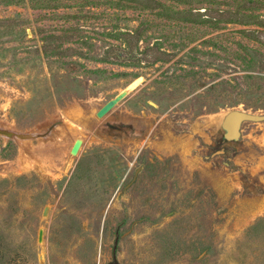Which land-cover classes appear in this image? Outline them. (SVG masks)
Returning a JSON list of instances; mask_svg holds the SVG:
<instances>
[{"label":"rangeland","instance_id":"obj_1","mask_svg":"<svg viewBox=\"0 0 264 264\" xmlns=\"http://www.w3.org/2000/svg\"><path fill=\"white\" fill-rule=\"evenodd\" d=\"M0 264H264V0H0Z\"/></svg>","mask_w":264,"mask_h":264},{"label":"water","instance_id":"obj_2","mask_svg":"<svg viewBox=\"0 0 264 264\" xmlns=\"http://www.w3.org/2000/svg\"><path fill=\"white\" fill-rule=\"evenodd\" d=\"M125 91L119 93L115 97L109 99L107 102H105L96 112V115L99 117H102L107 112H109L117 103L118 101L125 95ZM82 144V140L80 138H77L71 148V152L73 154H76Z\"/></svg>","mask_w":264,"mask_h":264}]
</instances>
